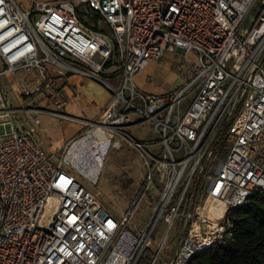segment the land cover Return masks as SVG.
<instances>
[{
    "label": "built area",
    "instance_id": "1",
    "mask_svg": "<svg viewBox=\"0 0 264 264\" xmlns=\"http://www.w3.org/2000/svg\"><path fill=\"white\" fill-rule=\"evenodd\" d=\"M26 1L0 0V75L19 74L21 95L42 91L53 108L34 102L14 109L0 93V264H137L147 249L148 264H189L230 236L228 211L264 190V0H79L82 17H94L97 28L83 22L74 2ZM246 18L251 27L242 28ZM167 53L181 57L173 64L181 83L160 93L137 89L135 75ZM70 74L109 90L97 118L62 111L65 97L55 78ZM16 112L24 114L22 130L13 122ZM41 115L78 119L84 134L61 153L47 152L34 138ZM144 121L155 140L142 144L125 129ZM96 127L106 138L105 154L127 142L144 166L139 188L118 216L73 173L97 183L105 154L98 173L87 175L73 166L72 153ZM222 137L229 148L210 173ZM152 190L153 210L137 228L135 210ZM208 197L224 205L222 215L199 212ZM179 215L182 231L166 247ZM160 220L165 228L154 247Z\"/></svg>",
    "mask_w": 264,
    "mask_h": 264
},
{
    "label": "rangeland",
    "instance_id": "2",
    "mask_svg": "<svg viewBox=\"0 0 264 264\" xmlns=\"http://www.w3.org/2000/svg\"><path fill=\"white\" fill-rule=\"evenodd\" d=\"M15 1L18 2L20 0ZM69 1L75 3L77 9L76 11L79 15L78 11L83 8V4L72 0ZM250 15H256V10H252L250 12ZM82 20L83 22L87 21V23L92 26L96 25L94 17H90V19L83 17ZM98 26L106 34H109V28L105 23L100 21L98 23ZM241 27H251L249 18H246L242 22ZM113 40L114 39L112 38V41ZM187 58L191 61H195L196 56L193 53H188ZM177 60H181V57L175 58L172 54L167 53L160 59L149 62L142 71L145 86H153L157 89V91L164 92L167 90H171L175 88V86L179 85L182 81L181 76L177 74L173 69L174 61ZM18 75L19 74L16 75V73L9 72L0 75L1 96L7 101L8 105H11L14 109H18L25 105H31L35 102L33 101V97L35 96V94L27 98L21 95L20 90L22 89L21 85L23 84V81H20ZM134 82L137 89L146 92V90H144V86H140L138 84V82L136 81V77L134 78ZM40 93L44 95L42 91L38 92V94ZM44 98L45 96H43L42 99ZM188 100L189 97L185 100V103L188 102ZM23 118V113L16 112L13 115V122L15 126L20 130H22V128H25ZM125 132L133 137L134 140L142 144L149 143L155 140V133L153 132L152 124L149 121H144L133 127L127 128L125 129ZM82 134H84V126L75 137H79ZM228 148L229 144L225 143L222 137L218 141L214 149L213 157L210 161L209 166L210 173H214L217 170L218 166L224 161ZM57 153H61V148L57 150ZM73 173L75 174L77 180L84 187L98 194V198L105 209H107L113 215L118 216L120 212L128 206L129 201L135 195V192L139 188L144 175V166L142 164V160L138 151L131 147L127 142H122L121 146L119 147H109L104 156L96 184H91L90 182H88L77 171H73ZM200 190V187H198L196 190V195L200 193ZM155 197L156 192L152 190L148 192L145 198L142 199V201L138 204L135 210L134 217L132 219L137 228L142 227L145 224L148 216L151 214L153 205L155 203ZM129 228H131V226ZM164 228L165 223L160 220L156 227L155 234L152 237L154 247L157 243V237L160 235ZM182 228L183 217L179 215L175 219L171 230L169 231L166 247L171 243V240L175 235L181 233ZM172 248L173 245L171 244L165 254H169ZM162 257L163 254L160 256V258Z\"/></svg>",
    "mask_w": 264,
    "mask_h": 264
},
{
    "label": "crops",
    "instance_id": "3",
    "mask_svg": "<svg viewBox=\"0 0 264 264\" xmlns=\"http://www.w3.org/2000/svg\"><path fill=\"white\" fill-rule=\"evenodd\" d=\"M72 1L79 2V0ZM18 3L26 4L27 1L20 0ZM30 74L33 76L35 73L32 71ZM135 77L138 84L144 86L146 92L160 93L153 86H145L142 72L136 74ZM55 82L65 97L62 111L78 119L93 120L97 118L110 98L109 90L101 82L78 74H70L67 78L56 77ZM31 83H37L36 78L33 77ZM37 94L35 93L33 101L49 109L53 108L46 98L42 99L44 96L42 93ZM78 119L69 120L51 115H41V123L34 138L47 152H56L81 131L84 123Z\"/></svg>",
    "mask_w": 264,
    "mask_h": 264
},
{
    "label": "trees",
    "instance_id": "4",
    "mask_svg": "<svg viewBox=\"0 0 264 264\" xmlns=\"http://www.w3.org/2000/svg\"><path fill=\"white\" fill-rule=\"evenodd\" d=\"M78 13L83 18V12ZM227 217L231 235L195 255L189 264H264V190L256 191L245 207L229 210ZM150 257L147 249L137 264H148Z\"/></svg>",
    "mask_w": 264,
    "mask_h": 264
},
{
    "label": "bare ground",
    "instance_id": "5",
    "mask_svg": "<svg viewBox=\"0 0 264 264\" xmlns=\"http://www.w3.org/2000/svg\"><path fill=\"white\" fill-rule=\"evenodd\" d=\"M106 148V138L100 131V127H96L92 134L82 136L74 143L72 153L77 154V156L73 159V166L87 175H96ZM85 152L87 155L84 157ZM223 211L224 205L211 197H208L199 209L201 214L216 217L222 215Z\"/></svg>",
    "mask_w": 264,
    "mask_h": 264
},
{
    "label": "water",
    "instance_id": "6",
    "mask_svg": "<svg viewBox=\"0 0 264 264\" xmlns=\"http://www.w3.org/2000/svg\"><path fill=\"white\" fill-rule=\"evenodd\" d=\"M195 190H196V184H195V186H194V188H193V192H195ZM190 208H191V205H189L188 210H190ZM177 244H178V240H177V242H176V244H175V247H174L175 250H176V248H177Z\"/></svg>",
    "mask_w": 264,
    "mask_h": 264
}]
</instances>
